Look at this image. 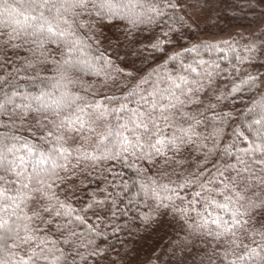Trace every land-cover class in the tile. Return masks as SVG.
<instances>
[{
    "label": "snow or ice",
    "instance_id": "6c2138e0",
    "mask_svg": "<svg viewBox=\"0 0 264 264\" xmlns=\"http://www.w3.org/2000/svg\"><path fill=\"white\" fill-rule=\"evenodd\" d=\"M0 264H264V0H0Z\"/></svg>",
    "mask_w": 264,
    "mask_h": 264
}]
</instances>
